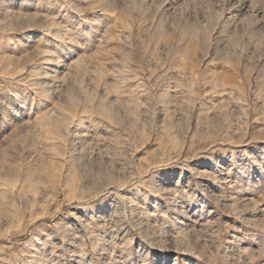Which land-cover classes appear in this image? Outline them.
Returning <instances> with one entry per match:
<instances>
[{
    "label": "rangeland",
    "instance_id": "374dc122",
    "mask_svg": "<svg viewBox=\"0 0 264 264\" xmlns=\"http://www.w3.org/2000/svg\"><path fill=\"white\" fill-rule=\"evenodd\" d=\"M0 264H264V0H0Z\"/></svg>",
    "mask_w": 264,
    "mask_h": 264
}]
</instances>
